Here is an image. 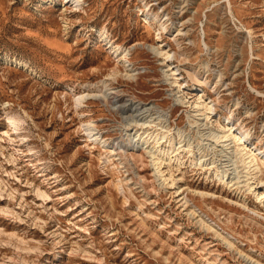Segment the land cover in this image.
I'll return each instance as SVG.
<instances>
[{
	"label": "rangeland",
	"instance_id": "374dc122",
	"mask_svg": "<svg viewBox=\"0 0 264 264\" xmlns=\"http://www.w3.org/2000/svg\"><path fill=\"white\" fill-rule=\"evenodd\" d=\"M226 117L264 152V0H0V264H264V163L220 179Z\"/></svg>",
	"mask_w": 264,
	"mask_h": 264
},
{
	"label": "bare ground",
	"instance_id": "6f19581e",
	"mask_svg": "<svg viewBox=\"0 0 264 264\" xmlns=\"http://www.w3.org/2000/svg\"><path fill=\"white\" fill-rule=\"evenodd\" d=\"M68 1H71L73 4H76V5H79L81 3V0H68ZM118 49L111 48V50L114 53H116V56L118 57V60H120V61L122 60L124 62V64H125V66L126 67H129L130 64H131V62L128 60L126 54L125 55L123 54L124 52H121L120 55H119ZM157 49H159V48H157ZM159 51L161 53L163 52L162 49H159ZM164 54L166 56L165 60H168V59H170V57L173 56L172 54H170L169 51H165ZM4 60L5 61H8L9 58L6 57V58H4ZM15 62L17 64L23 65L24 67H27V64L26 63H23V62L18 61V60H15ZM167 66H169L168 70H174V72L172 74H177V75L178 74H181V72L179 71L180 69H179L178 66L174 65L173 67H171L172 66V62L171 63H168ZM165 73H166V71H165ZM168 75L169 74H167V76ZM174 82H177V81H174ZM179 86L181 87V84ZM178 92H180V91H178ZM202 97H203V94L198 97L199 99L195 102L194 107L197 108V111H200L201 112L203 110L204 111L203 113L205 115L207 114L206 117L209 118L210 113H213L215 107H214V104H212L213 103L212 100L209 101V102L208 101L206 102V100L201 101ZM105 98H106V100H110L112 103H116V102H118V101L121 100L120 94H117L115 91H112L111 93L105 95ZM83 99H84V95H82V94H79V95L76 94L75 100H76V103L77 104L78 103L81 104L83 102ZM177 100L178 101H183V99L180 98V97L177 98ZM142 107L143 106H138L139 111H141V108ZM152 108L153 107H146L145 109H143V111H141L142 115L143 116H146V117H150V116L152 117V114L150 113L152 111ZM206 110H209V111L208 112H205ZM147 112H148V114H147ZM166 116L167 115L165 113H162V114L159 115L160 118L158 117L159 118V121L158 122H159V125H161V129L162 128H165V130L162 129L161 132L158 131L156 133L155 132H150V133H148V135H150V137H148V138H147L148 135L146 137H143V134L144 133L147 134V130L146 131H143L141 133L139 132L138 135H140V137L139 138H136V139H140V138L143 137L142 139L145 141L146 147H149V145H148V143L150 142L149 140L152 139L153 137H154V139H157L156 142L159 143V139L162 138V137H166V131H169L170 130L169 129V126L166 125V124H168L167 123V117ZM146 117H145V121H148L146 119ZM9 119H10V117H9ZM141 119H144V117L141 118ZM153 119L154 118L152 117L149 121H152ZM226 119L228 121H227V125H223L222 126V129H223L222 135H216V133L215 134L212 133V134L214 135V138L217 141H219L220 143L222 142L221 153L223 154V157L225 158V159H223L224 161L221 159L222 160V163L219 166V171H220V169L222 170L221 171V175H220V179H224L226 177V179H228L230 183L233 182L234 180H237L236 182H234V184H236V183H239L240 182V178L242 177V175H240L241 174V171L239 170V165H238V159L240 158V157L238 158V155H241V161L244 162L249 169H253V170L259 169V170H261L259 159L261 160L262 163H264V152H262L258 147L254 146L252 144V142L250 141V136H249V133L248 132L238 131V129L235 128V124L231 121L230 117H226ZM137 122H138V120H137ZM196 122L197 121L195 120V123ZM137 124H139V123H137ZM142 124H144V123H142ZM13 125H15V124H12V126ZM86 130L88 131V136L90 138H92V139H97L98 138V137H94V136H96L97 133H93L91 131V128L87 127ZM136 132H138V130ZM135 133L133 134V137H136ZM161 134H162V136H160ZM178 134L180 135V138L182 139L183 138L182 132H178ZM129 135H132V133H129ZM183 139L179 142L180 144L182 143ZM232 142H235V145L234 146H236V147L234 148V146H230L232 148L229 149L228 146L231 145ZM118 143L116 145H118ZM184 145H186L185 148H187V147L190 148L191 146L193 147L192 142L190 140H187V144L180 145L176 149L179 150ZM210 145H212V143ZM155 147H153V148H155ZM205 148H206L205 146H199L198 150L205 151ZM152 149H150L149 152L152 153L153 160L158 165L157 166L158 172L161 174V176H164V170H162L160 167H161V164L163 163V160H167L168 158H164L163 155H159V154L164 153L165 150L162 149V148H159V149L157 148L154 151H152ZM192 150H190V151H192ZM156 152H158V153H156ZM204 156L206 157V155L203 154L198 159L200 163H203V166L205 164L204 161L206 160ZM169 160H170L169 162H171L172 161V158L169 157ZM215 162L216 161H214V159H213L212 163H215ZM250 173H252V172H250ZM256 174H257V171H256ZM243 181H241V183ZM259 182H264V179L261 178V177H258V183ZM262 184H264V183H262ZM250 187H251V185H250ZM255 190H256V188H255ZM201 193L202 194H205L204 192H201ZM211 226H213V225H211Z\"/></svg>",
	"mask_w": 264,
	"mask_h": 264
}]
</instances>
